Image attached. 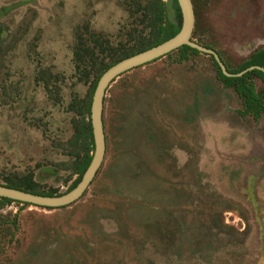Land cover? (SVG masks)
Wrapping results in <instances>:
<instances>
[{"label": "rangeland", "instance_id": "rangeland-1", "mask_svg": "<svg viewBox=\"0 0 264 264\" xmlns=\"http://www.w3.org/2000/svg\"><path fill=\"white\" fill-rule=\"evenodd\" d=\"M154 1L149 19L150 0H0V183L71 188L102 65L170 27L171 0ZM192 1L193 39L229 70L264 49V0ZM237 87L194 50L121 75L90 187L65 207L0 206V264H264V112Z\"/></svg>", "mask_w": 264, "mask_h": 264}, {"label": "water", "instance_id": "water-1", "mask_svg": "<svg viewBox=\"0 0 264 264\" xmlns=\"http://www.w3.org/2000/svg\"><path fill=\"white\" fill-rule=\"evenodd\" d=\"M182 13V27L180 32L167 41L147 49L143 52L123 59L111 66L100 78L93 95L91 105V124L93 130L95 150L92 161L85 171L78 185L67 193L55 196H46L34 194L17 188L8 187L0 183V197L12 199L22 203H29L41 207L60 208L71 205L78 201L88 190L101 168L107 149L106 134L103 120L104 100L108 88L111 84L124 73L159 59L182 46H190L202 53L212 55L223 73L228 77L242 76L248 71L259 69L264 72L262 66H251L240 73H231L220 57L219 53L209 47L199 44L193 39V33L196 24V14L192 0H178Z\"/></svg>", "mask_w": 264, "mask_h": 264}, {"label": "trees", "instance_id": "trees-1", "mask_svg": "<svg viewBox=\"0 0 264 264\" xmlns=\"http://www.w3.org/2000/svg\"><path fill=\"white\" fill-rule=\"evenodd\" d=\"M154 3H155L154 0H150V2L145 6V9L143 10L144 15L147 16L149 19L152 18V16H153V14H151V12L153 10L152 7L154 6ZM137 4L140 6V4L138 2H137ZM171 8L173 9V17L168 20L169 26H170V27H168L169 28L168 30H166V27L164 28L161 25H160V28L156 27L154 22L148 23V27L150 28V31H148L147 34H145V33L140 34L139 39H138L137 43L135 44V47H133L130 50L125 49V48L120 49V50H123V52L116 59H113L112 62L109 64H103L102 69L100 70L101 76L111 66L122 61L123 59L128 58L130 56H133L135 54H138L140 52H143V51L150 49L154 46H157V45L167 41L168 39L174 37L175 35H177L180 32L181 27H182V13H181V9H180L178 0H171ZM195 13H196V10H195ZM206 47H208V46H206ZM209 48H211V47H209ZM177 50L198 51L197 49H194V48L187 46V45L182 46ZM86 54H91V52L88 50ZM78 58L80 61H83L82 60V54H79ZM213 59H214L215 63L218 65L220 72H221V75L226 80L234 82V84L238 86L237 90L240 92V94L244 95L245 106H246L245 111L253 110L255 115L257 117H260L262 112H264V87L261 90H259L258 93H256L252 84L250 82L248 83V79L250 78L251 75H255V76L261 77L264 80V72L259 70V69H254V70L248 71L247 73L243 74L242 76L228 77L223 73V71H222L221 67L219 66L218 62L216 61V59L214 57H213ZM251 66H262V67H264V49L259 51L252 58V60L242 69H240L236 72H232L231 70H229L228 67H227V69L231 73H240V72L244 71L245 69H247ZM101 76H100V78H101ZM100 78H99V80H100ZM99 80H98V82H99ZM97 84L98 83L94 84V92L96 90ZM93 95H94V93H93ZM92 100H93V98H92ZM91 105H92V102H90L88 104L89 121L86 123V126H85L83 132L80 130V132L78 133L79 135L87 137L88 141H91V143H87V140H86V143L81 145V147H80L81 150L83 151V156L81 157L79 153L76 155L78 157V161L75 163V168H76V170H78L79 176L68 191L72 190L73 188H75L78 185V183L81 181L85 171L89 167V165L92 161V158H93V155H90L91 151L95 150L93 130H92V124H91ZM90 145L93 147L92 150L89 149ZM1 184H4L8 187L17 188L20 190L31 192L34 194H39V195H46V196L61 195V194H58L57 192H52V191H49V190L42 188V186H40L39 184L32 181V179L21 180L20 178H13V179H8L5 181V183H1ZM67 192H65V193H67ZM62 194H64V193H62ZM12 202H16V201H14L12 199L0 197V206H2L3 204L12 203Z\"/></svg>", "mask_w": 264, "mask_h": 264}]
</instances>
